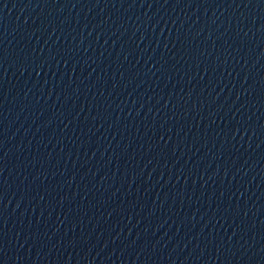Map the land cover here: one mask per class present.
Wrapping results in <instances>:
<instances>
[{"label": "water", "instance_id": "1", "mask_svg": "<svg viewBox=\"0 0 264 264\" xmlns=\"http://www.w3.org/2000/svg\"><path fill=\"white\" fill-rule=\"evenodd\" d=\"M0 264H264V0H0Z\"/></svg>", "mask_w": 264, "mask_h": 264}]
</instances>
